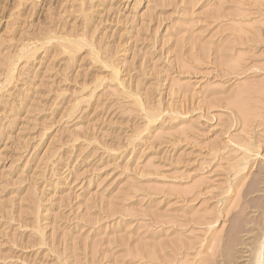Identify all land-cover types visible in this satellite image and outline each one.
Segmentation results:
<instances>
[{
    "label": "rangeland",
    "instance_id": "rangeland-1",
    "mask_svg": "<svg viewBox=\"0 0 264 264\" xmlns=\"http://www.w3.org/2000/svg\"><path fill=\"white\" fill-rule=\"evenodd\" d=\"M258 262L264 0H0V264Z\"/></svg>",
    "mask_w": 264,
    "mask_h": 264
},
{
    "label": "bare ground",
    "instance_id": "bare-ground-1",
    "mask_svg": "<svg viewBox=\"0 0 264 264\" xmlns=\"http://www.w3.org/2000/svg\"><path fill=\"white\" fill-rule=\"evenodd\" d=\"M261 249V248H260ZM262 251V250H261ZM260 254H261V252H260ZM260 259V258H259ZM260 261V260H259ZM258 264H259V262H258Z\"/></svg>",
    "mask_w": 264,
    "mask_h": 264
}]
</instances>
